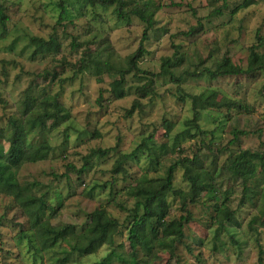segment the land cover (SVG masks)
Returning a JSON list of instances; mask_svg holds the SVG:
<instances>
[{
    "label": "clouds",
    "instance_id": "obj_1",
    "mask_svg": "<svg viewBox=\"0 0 264 264\" xmlns=\"http://www.w3.org/2000/svg\"><path fill=\"white\" fill-rule=\"evenodd\" d=\"M264 264V0H0V264Z\"/></svg>",
    "mask_w": 264,
    "mask_h": 264
},
{
    "label": "trees",
    "instance_id": "obj_2",
    "mask_svg": "<svg viewBox=\"0 0 264 264\" xmlns=\"http://www.w3.org/2000/svg\"><path fill=\"white\" fill-rule=\"evenodd\" d=\"M96 264H99V262H97Z\"/></svg>",
    "mask_w": 264,
    "mask_h": 264
},
{
    "label": "rangeland",
    "instance_id": "obj_3",
    "mask_svg": "<svg viewBox=\"0 0 264 264\" xmlns=\"http://www.w3.org/2000/svg\"><path fill=\"white\" fill-rule=\"evenodd\" d=\"M99 262V261H96V263Z\"/></svg>",
    "mask_w": 264,
    "mask_h": 264
}]
</instances>
